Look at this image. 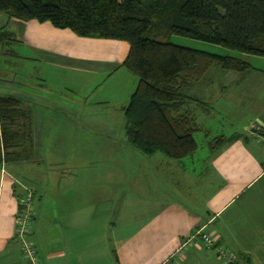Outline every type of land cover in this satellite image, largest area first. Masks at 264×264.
Instances as JSON below:
<instances>
[{
  "label": "crops",
  "instance_id": "obj_1",
  "mask_svg": "<svg viewBox=\"0 0 264 264\" xmlns=\"http://www.w3.org/2000/svg\"><path fill=\"white\" fill-rule=\"evenodd\" d=\"M4 27L1 49L20 44L53 75L52 80L41 75L36 83L22 80L21 94L5 95L19 98L31 112L33 151L26 160L0 162V264H28L15 237L18 200L28 189L35 213L29 239L38 264H227L217 247L236 256L233 264H264V69L249 63L245 73L228 72L236 74L232 80L211 70L206 75L214 73L211 78L187 90L203 103L191 100L186 109L206 136L213 132L211 118L237 112L231 109L235 97L245 95L257 112L246 117L241 131L214 136L201 157L195 156L199 148L170 161L159 154L146 157L133 146H72L64 149L67 157L52 161L36 141L42 139L43 112L57 104L76 134L108 126L99 120L115 114L125 124L124 109L138 83L123 67L129 44L81 38L49 23L0 14ZM15 80L5 79L6 87H14ZM67 105L71 111L64 110ZM94 107L109 111L94 114ZM235 134L240 139L211 146L213 139ZM202 235L214 247L208 248Z\"/></svg>",
  "mask_w": 264,
  "mask_h": 264
},
{
  "label": "trees",
  "instance_id": "obj_2",
  "mask_svg": "<svg viewBox=\"0 0 264 264\" xmlns=\"http://www.w3.org/2000/svg\"><path fill=\"white\" fill-rule=\"evenodd\" d=\"M0 14L49 23L81 38L128 43L123 67L138 83L124 109V127L129 143L146 157L180 161L193 155L201 128L186 106L191 100L203 103L187 90L214 68L227 73L251 68L239 57L174 45L173 35L264 58V0H0ZM6 34L1 28L0 40ZM240 137H217L211 146ZM32 151L31 112L19 98L0 94V162L26 160Z\"/></svg>",
  "mask_w": 264,
  "mask_h": 264
},
{
  "label": "rangeland",
  "instance_id": "obj_3",
  "mask_svg": "<svg viewBox=\"0 0 264 264\" xmlns=\"http://www.w3.org/2000/svg\"><path fill=\"white\" fill-rule=\"evenodd\" d=\"M11 29L15 30V28ZM170 42L177 46L186 47L219 56H234L239 58L244 57L245 60L255 65V67L264 69V58L262 59L260 57L242 55L236 51L227 50L210 43L196 41L181 36L173 35L170 39ZM8 47L9 48H2L3 51L0 48V53H2V55H0V94H21V92L23 91L21 82L25 79H30L32 82L36 83L37 78L42 75L44 79L52 80V70L48 68L44 69V64L39 63V61L32 60L31 58L34 56L31 53L27 52L25 48L22 49L20 44L14 43L13 45H10ZM8 49L14 50V52L16 51L15 53L17 54H14L12 56L6 54ZM212 70H217V72H221V74H230V77H228V75L225 76V78H228V80L229 78H231L232 80L236 77V74L226 73L218 68H214ZM213 75L214 73H211L210 75L205 77L206 79H209ZM12 76L16 77L15 86L13 87L11 85L9 87H6L5 79H9ZM220 78L224 77L221 76ZM110 86H113V84L110 83ZM117 89L119 88H116L114 94H117L116 96L121 98V94L117 92ZM98 98L99 93L94 95L93 100L96 101V99ZM226 101L228 102V100ZM232 103L233 104L231 106V109L236 107L238 108V110L236 112L235 109H233V111H231V114L233 113V115L231 116V114H229L230 118L215 117L211 118L210 122L207 121L208 123H210V129L213 131L211 135L206 136L204 132H198L197 134H195L194 137L199 148L195 156L201 157L204 153H206V148L214 136L218 134L221 135L223 133L224 135L229 136L237 131H241L240 127L242 123L247 120L246 117L249 118L252 115H257L256 110H252L249 104H247V97L245 98V95L242 97H235ZM61 105L62 103L57 104V109L61 107ZM56 107L55 110L52 109L47 112H43L44 117L40 119L41 125L39 129L40 137L42 139H38L36 141L38 144L42 145V149H48V153L52 161L59 158L61 160L62 158L67 157L68 153L65 152L64 149H70L72 146H132L127 140L125 127L123 125L124 122H122V120H118L116 114L113 119L109 118L99 120L101 123H109L108 126L100 125L92 130L78 129L76 130L78 132L76 134L72 132V129L66 127V122H68L69 120L67 119L66 115H62L61 113H59L60 111H58ZM225 108L228 109V105H226ZM64 110L71 111L69 105H67V108H64ZM106 111L109 110L96 107H94L92 110L94 114H101ZM77 114L81 117H84L82 113ZM36 129L38 128L36 127ZM59 146L62 147L60 148ZM159 156L163 155L159 154Z\"/></svg>",
  "mask_w": 264,
  "mask_h": 264
},
{
  "label": "built area",
  "instance_id": "obj_4",
  "mask_svg": "<svg viewBox=\"0 0 264 264\" xmlns=\"http://www.w3.org/2000/svg\"><path fill=\"white\" fill-rule=\"evenodd\" d=\"M19 210L16 218V227H15V237L19 240L21 244V251L23 257L27 260L28 264H38L37 250L29 239L31 235V227L33 216L35 215L33 211V192L31 189H28L23 198L19 202ZM197 235V233H196ZM203 242L208 248L214 247L215 243L210 237L206 235L201 236ZM195 236L191 237L184 245V249L188 244H192ZM217 252L220 258H222L227 264H233L236 262V256L229 250L217 247Z\"/></svg>",
  "mask_w": 264,
  "mask_h": 264
},
{
  "label": "water",
  "instance_id": "obj_5",
  "mask_svg": "<svg viewBox=\"0 0 264 264\" xmlns=\"http://www.w3.org/2000/svg\"><path fill=\"white\" fill-rule=\"evenodd\" d=\"M253 131H255V130H253Z\"/></svg>",
  "mask_w": 264,
  "mask_h": 264
}]
</instances>
